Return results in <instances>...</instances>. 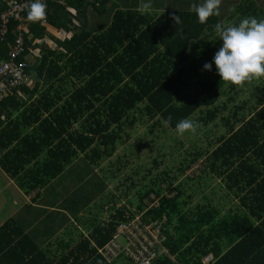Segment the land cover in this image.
Here are the masks:
<instances>
[{
    "label": "trees",
    "instance_id": "obj_1",
    "mask_svg": "<svg viewBox=\"0 0 264 264\" xmlns=\"http://www.w3.org/2000/svg\"><path fill=\"white\" fill-rule=\"evenodd\" d=\"M189 1L157 18L117 9L98 34L84 26L59 41L57 49H41L38 62L26 71L32 82L0 99V168L31 194L61 177L78 157L88 163L112 157L126 127L134 128L146 116L154 133L158 125L175 130L178 121L196 113L205 125L221 115L226 133L206 150L191 153L179 170L184 174L202 160L199 177L220 178L237 208L221 214L212 203L192 207L185 184L177 183L179 176L168 170L154 176L151 169L154 178L140 189L137 205L115 202L110 215L59 258L51 259L13 218L7 219L0 226V264H108L98 248L111 241L121 222L138 215L146 222L168 219L169 257L154 264H204L208 257L210 264H264V101L246 112V102L234 103L222 114L236 100L230 94L240 95L245 88L220 81L214 63L211 71L203 68L222 46L215 25L264 19V0H244L232 10L222 0L219 16L204 24L190 11ZM87 3H51L47 13L53 8L57 14L53 11L44 24L61 30L68 10ZM173 14L179 15V24L170 18ZM15 30L16 22L10 21L0 43V63L8 59ZM41 33L42 26L29 24L33 37L24 36L26 52L36 49L34 42L46 36ZM169 116L171 123L165 124Z\"/></svg>",
    "mask_w": 264,
    "mask_h": 264
},
{
    "label": "rangeland",
    "instance_id": "obj_2",
    "mask_svg": "<svg viewBox=\"0 0 264 264\" xmlns=\"http://www.w3.org/2000/svg\"><path fill=\"white\" fill-rule=\"evenodd\" d=\"M33 55L31 57L37 63L39 56L36 57L35 53ZM243 87L245 92L239 93L240 95L230 94L236 97V100L229 104L222 114H227L233 109L236 106L234 103L246 102V112L248 108L254 109L258 102L264 101V78L254 79ZM226 97H223V101H226ZM148 119V116L141 119L134 128L126 127L112 157L103 158L99 162L97 160L95 163H88L83 156L78 157L61 177L52 182L46 192L48 200L56 207H65L69 212L60 214L56 210L48 211L47 219L54 221V230L58 229L57 223H61L64 231L65 224L69 222L73 236L68 232L67 238L72 239L77 237L78 230L87 231L92 223L97 224L106 219L110 215V207L115 202L137 205L140 189L149 185L151 179L164 170L179 176L177 183L185 184V195L192 196V207L212 203L220 207L221 214L237 208L236 199L227 195L220 178L216 175L199 177L204 168L202 160L187 168L184 174L179 170L183 164L186 165V162L190 161L191 153H195L199 148L206 150L211 147L210 141L214 144L215 139L226 133L221 115L205 125L200 121V114L196 113L191 120L197 123V131L186 132L184 135H179L166 125L167 129L158 125L154 133H151L153 121ZM154 160L158 161V165ZM151 169L153 177H149ZM8 196L7 193L5 199L3 196L4 208L0 211V221L2 217L8 218L16 212L15 206L10 205Z\"/></svg>",
    "mask_w": 264,
    "mask_h": 264
},
{
    "label": "crops",
    "instance_id": "obj_3",
    "mask_svg": "<svg viewBox=\"0 0 264 264\" xmlns=\"http://www.w3.org/2000/svg\"><path fill=\"white\" fill-rule=\"evenodd\" d=\"M7 1L8 0H0V14L5 10H2V8L4 5L6 6ZM185 1L186 0H88V3L84 7H72L68 10L69 12H67V14H69V16H64V19H66V25L62 27L61 30H56L55 27L50 26L49 24H44V22L38 23L43 29H45V33H41V35L46 36L43 37L42 41L34 42L37 47L35 50L31 49L27 51L26 60L31 66L34 63L36 64V61L31 57L33 53L38 57L41 49L45 46L53 50L57 49L59 41L64 42L65 40L70 39L73 32H78L84 26L86 30H89L93 34H98V32H101L102 29H106L110 24L112 16L117 9L139 11V5L142 2L151 3L152 7L148 12L157 18L162 16V14H164L169 8H176L177 10L183 8V6H185ZM194 1L198 4L203 2V0H190L189 5H193ZM243 1L244 0H223L224 3L228 4L231 10L236 8V6ZM49 7L50 6H48V9ZM53 11L55 10L52 8V10L47 13V16L54 14ZM55 14H57L56 11ZM222 16L225 17L227 15L222 14ZM101 19L103 22H101ZM31 23L32 22L27 20L26 14L24 16V36H27L28 40H31L33 37L32 35H28V26ZM230 23L231 21L227 24ZM67 27H69V31L67 30ZM51 185L52 183L44 189L36 190L31 194H25L0 168V211L4 208L6 193L9 194L8 201L10 205L13 207L15 206L14 209H16L13 216L8 218L2 217L0 226H2L7 219L13 218L20 225L26 235L31 238L41 250L47 251L50 254L49 257L55 259L61 257L63 251L65 252L69 247L76 246L81 239L86 237L89 231L94 227V223L90 225L87 231L82 229L79 232L78 230L77 237L75 236L72 239L67 238L68 232L73 236V232L70 231L69 222L65 224L64 231L63 224L61 223H57L58 229L54 230V221H48L47 219L48 211L51 210L54 212L56 210L60 214H69V212L65 207H56L50 200H48L46 192Z\"/></svg>",
    "mask_w": 264,
    "mask_h": 264
},
{
    "label": "built area",
    "instance_id": "obj_4",
    "mask_svg": "<svg viewBox=\"0 0 264 264\" xmlns=\"http://www.w3.org/2000/svg\"><path fill=\"white\" fill-rule=\"evenodd\" d=\"M31 2L32 0H8L5 10L0 14V43H4L7 38L10 21L16 22V37L11 45L12 50L8 59L0 63V99L31 83L26 75L29 65L26 61L24 40V16ZM43 2L46 4V12L51 3L67 5V0ZM46 22L47 17L44 23ZM167 222L166 216L146 222L143 215H138L128 222H121L111 241L98 248L97 254L108 264H154L162 257H169L165 233ZM211 261L212 257H208L204 264H210Z\"/></svg>",
    "mask_w": 264,
    "mask_h": 264
},
{
    "label": "clouds",
    "instance_id": "obj_5",
    "mask_svg": "<svg viewBox=\"0 0 264 264\" xmlns=\"http://www.w3.org/2000/svg\"><path fill=\"white\" fill-rule=\"evenodd\" d=\"M222 0H203L199 5L193 4L190 11L194 12L198 22L204 24L212 16H219ZM151 3H141L139 11L148 12ZM27 20L32 23L46 21V4L43 0H32L27 6ZM175 25L181 22L179 15L170 17ZM215 32L222 41V46L215 52L212 63H205L203 68L211 71L214 63L220 81L243 87L254 79L264 78V19L254 17L243 18L238 25L217 23ZM171 123V116L165 124ZM197 123L191 119H181L175 126L179 135L186 132L195 133Z\"/></svg>",
    "mask_w": 264,
    "mask_h": 264
}]
</instances>
